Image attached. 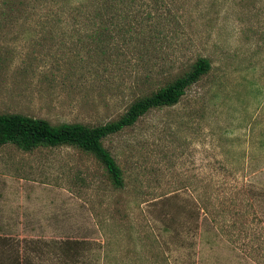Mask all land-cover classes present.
Masks as SVG:
<instances>
[{"label":"rangeland","instance_id":"1","mask_svg":"<svg viewBox=\"0 0 264 264\" xmlns=\"http://www.w3.org/2000/svg\"><path fill=\"white\" fill-rule=\"evenodd\" d=\"M53 5L0 0V114L102 125L211 69L104 139L122 188L77 148L0 146V264H264V0H174L139 63L97 24L49 22Z\"/></svg>","mask_w":264,"mask_h":264},{"label":"trees","instance_id":"2","mask_svg":"<svg viewBox=\"0 0 264 264\" xmlns=\"http://www.w3.org/2000/svg\"><path fill=\"white\" fill-rule=\"evenodd\" d=\"M70 2L71 0H53L49 22L97 24L100 33L114 32L113 38L119 41V45L132 49L130 52L138 55L134 59L138 63L147 55L145 49L149 44H156L168 37L164 25L172 23L170 12L174 7V0H85L73 11L69 9ZM83 7L87 9L83 10ZM75 10L77 11L74 13ZM132 43L134 46L129 48ZM143 44L146 46L143 47ZM117 51L121 53L119 48ZM119 52L118 56L125 55V51H122L121 55ZM101 54L106 57L105 50H102ZM210 69L207 59H198L189 72L150 95L135 99L118 119L102 125H52L46 120L20 114H0V146L12 144L23 152H30L39 147L77 148L92 155L104 167L112 185L122 188L121 169L104 148V139L133 127L151 110L176 105L186 90L196 84ZM255 195L257 198L258 194Z\"/></svg>","mask_w":264,"mask_h":264}]
</instances>
